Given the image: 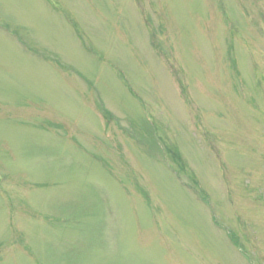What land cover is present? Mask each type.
I'll list each match as a JSON object with an SVG mask.
<instances>
[{"label": "rangeland", "instance_id": "1", "mask_svg": "<svg viewBox=\"0 0 264 264\" xmlns=\"http://www.w3.org/2000/svg\"><path fill=\"white\" fill-rule=\"evenodd\" d=\"M0 264H264V0H0Z\"/></svg>", "mask_w": 264, "mask_h": 264}]
</instances>
